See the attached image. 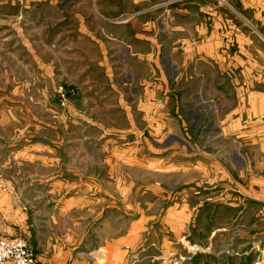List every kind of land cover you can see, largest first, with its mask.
<instances>
[{
	"label": "rangeland",
	"instance_id": "obj_1",
	"mask_svg": "<svg viewBox=\"0 0 264 264\" xmlns=\"http://www.w3.org/2000/svg\"><path fill=\"white\" fill-rule=\"evenodd\" d=\"M21 1L0 0V199L22 209L0 240L37 264H264V0H49L53 48Z\"/></svg>",
	"mask_w": 264,
	"mask_h": 264
},
{
	"label": "crops",
	"instance_id": "obj_2",
	"mask_svg": "<svg viewBox=\"0 0 264 264\" xmlns=\"http://www.w3.org/2000/svg\"><path fill=\"white\" fill-rule=\"evenodd\" d=\"M4 3H7L8 4L7 1H4ZM0 5L3 8V4H0ZM12 5L15 6V3H13ZM53 5H56V2L49 1V0H26V1L25 0H22L20 2V5L19 6L21 7V11L23 13L20 14L19 16H23V18H24L23 23L25 22L26 19H29V20L32 19V22L34 23V26H36V27L37 26H40L41 33L38 34V37H36L37 39L34 40L35 45L36 44L37 45L45 44V38H46L47 39V42L45 44L46 47L47 48H53V47H55L54 42H56V40L53 37H51V33L52 32L50 31V34L47 33L48 36L45 37V38H44V32H43V28L44 27H49V26L51 27L52 26V25H49V24H44L43 25V23L47 19L53 17L52 11H50L51 17H47L46 12H44V11L48 7H49L48 10H52L55 7ZM181 12L185 13L184 10H182ZM5 16H7V15H4L3 13H0V21L1 22L4 20ZM66 17H68L67 14L65 15V19H66ZM119 26L122 27V25H119ZM180 30H183V29H180ZM71 38L74 39L75 37H73L71 35ZM30 47L35 48V46L33 44H31ZM143 60H144L143 58L136 60L134 62V67H137V68L140 67V69H143V70L145 69L146 70L148 67H146V64L143 62ZM43 68H44V66H43ZM71 84H74V83H71ZM34 85L35 84H30V85H26V86H28V90H30V89H34L35 88ZM64 87H66V89H67L68 86H64ZM38 89H39V86H38ZM73 90L74 89L71 88V95H73L72 94ZM28 103L30 104L31 102L28 101ZM1 106H4V103H1ZM15 204L16 203H12L11 199H9L6 196H2L1 199H0V215H1L0 218L2 219V224L5 225L6 227L8 226V229L11 228L12 226H18V223H19V217L17 218L14 214H15V212H17L18 209L20 211L22 209L18 205H15Z\"/></svg>",
	"mask_w": 264,
	"mask_h": 264
},
{
	"label": "built area",
	"instance_id": "obj_3",
	"mask_svg": "<svg viewBox=\"0 0 264 264\" xmlns=\"http://www.w3.org/2000/svg\"><path fill=\"white\" fill-rule=\"evenodd\" d=\"M0 264H37V262L33 251L24 240L2 238Z\"/></svg>",
	"mask_w": 264,
	"mask_h": 264
}]
</instances>
